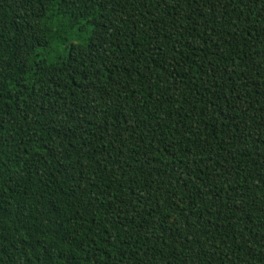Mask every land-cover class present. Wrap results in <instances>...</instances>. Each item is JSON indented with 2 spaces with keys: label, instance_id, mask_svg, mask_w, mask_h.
<instances>
[{
  "label": "trees",
  "instance_id": "16d2710c",
  "mask_svg": "<svg viewBox=\"0 0 264 264\" xmlns=\"http://www.w3.org/2000/svg\"><path fill=\"white\" fill-rule=\"evenodd\" d=\"M0 264H264V0H0Z\"/></svg>",
  "mask_w": 264,
  "mask_h": 264
}]
</instances>
